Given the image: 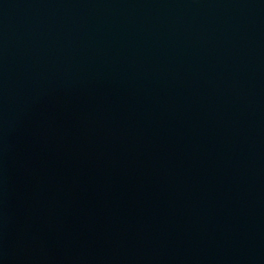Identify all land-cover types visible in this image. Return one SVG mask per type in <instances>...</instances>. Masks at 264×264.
Wrapping results in <instances>:
<instances>
[{
    "label": "water",
    "instance_id": "1",
    "mask_svg": "<svg viewBox=\"0 0 264 264\" xmlns=\"http://www.w3.org/2000/svg\"><path fill=\"white\" fill-rule=\"evenodd\" d=\"M0 264H264V0H0Z\"/></svg>",
    "mask_w": 264,
    "mask_h": 264
}]
</instances>
